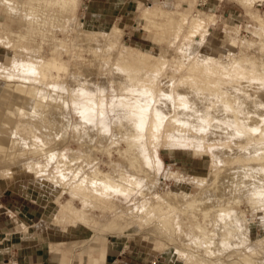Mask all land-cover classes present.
I'll list each match as a JSON object with an SVG mask.
<instances>
[{
    "label": "rangeland",
    "instance_id": "obj_1",
    "mask_svg": "<svg viewBox=\"0 0 264 264\" xmlns=\"http://www.w3.org/2000/svg\"><path fill=\"white\" fill-rule=\"evenodd\" d=\"M68 1L0 0V96L4 94L3 88L7 85V80L12 81V78H18L13 79L17 84V90L25 86V90H19V94L16 89L17 93L14 91L17 98L20 95L25 97L22 100H20L21 96L17 101L11 97L5 98L4 107H0V127L11 129V131H22L28 136L32 134L38 141L37 145H41L43 150L47 148V151L49 150L48 152L41 151V156L55 155L52 160L51 158L47 159L49 161L46 159L30 161V164H27L28 167L24 165V168L21 169L27 170L26 172L18 171L15 168L18 165L15 164L16 162L9 163L10 166L0 165V177L11 181L15 180L20 187L26 186L30 188L29 190L33 189L38 192L47 206L45 237L58 239L60 242L73 240L70 244H76L75 246H79L78 249L86 247V250L89 251V258H100L103 254V245L107 240L126 242L129 245L128 250L132 254H138L144 258H164L171 262L170 264H185L186 262L187 264H201L203 261V263L209 264H228L237 255H246L247 253L250 255V250L246 247L247 244L257 239L264 242V202L262 201L264 193L256 203L252 200L254 197L250 198L251 201L249 197H241L236 207L229 208L230 211L225 208L215 211L217 214L225 215L234 211L233 209L240 210L238 213L242 217V223L246 225L242 229L230 228L233 230V232L229 230L232 236L228 237L224 246H216L214 241H211L213 249L192 246L188 239L182 234H178L185 229L189 231L193 227V222L187 217L190 210L185 215L178 209L167 207L164 209H168L169 212L153 210V208L144 212V207L150 205L149 200H156L152 197L170 191L182 203L191 199L192 193H197L203 186L210 184L214 179V174L223 168L221 163L223 153L231 154L229 148L237 146L236 141H229L231 137L218 133L221 130H216L212 125L218 118H212L213 115L212 117L208 115L207 124L201 125L200 123L197 126L203 120L198 114L200 107H192L193 112L184 110L195 113V116L190 113L193 116H191L192 119L174 120L181 114L177 112L179 103L175 93L177 89L184 88L189 91L197 90L199 93L205 90L209 94L208 100L212 101L209 102L210 104L223 106L227 104L228 97L233 99L230 100L233 102H228L230 107H236L238 104L236 99L242 94L235 87H241L244 90L243 93L247 94L249 90L247 84L250 83V80L264 79V25H262L264 22V0H253L251 5L246 0H100L104 4L101 3L97 7H94V0H71L69 3ZM58 4L63 6H58ZM146 9L152 11L151 15L155 9L157 10L154 13L156 15L150 16L155 19L154 23L143 18ZM167 11L170 12L168 16H166ZM160 12L161 14H159ZM110 13L113 14L110 15ZM104 14L109 16H104ZM182 15H187L184 22L178 20ZM169 17L173 20L169 21ZM193 17H196L201 23L200 25L204 26L200 33L205 34H201V38L199 37L200 33L192 34L189 31L190 21ZM205 30L206 32H204ZM197 38H200L201 41L199 42ZM228 41H233L235 46L233 47ZM188 45L193 46H189V51ZM182 54L187 58L183 64ZM202 57L203 59H201ZM224 57H228L227 60ZM53 58L60 63L53 64ZM43 59L51 63L46 66V70H54L57 73L50 75L51 73L46 71L49 73L47 78H44L43 81L34 80L37 76L34 77L31 74L33 72L36 74L35 70L29 72L27 67L33 62H40ZM200 61H207V65L204 63L205 66L201 65L198 70L193 69L194 72L193 70L191 72V66L199 65ZM218 62H222L221 66ZM230 63L234 65L232 66ZM208 65L210 67L206 69ZM235 66L237 68L240 66L239 70L241 72L245 70L243 71L245 74L239 76L243 73L240 71H238L239 74H235L238 70L235 69ZM129 70H134L137 73L132 80L134 84H144L149 81L153 83L151 85L152 95L146 100L147 102L141 99L138 103H136L137 100L133 103L125 101L132 106V109L128 104H126L128 107L124 105L136 115H140L138 116L140 117L139 130L143 128L141 130L142 145L147 157L144 159L145 167L149 165L150 168H146L151 175L149 183H154L143 197L138 196L142 184L137 183L134 190L128 188L117 194L118 188H106L105 183L93 186L90 182L91 176H84L86 170L94 165L97 166V164L98 168L108 170V160L118 161L119 151H124L127 148V141L122 132L124 130L114 125L119 122L116 117L117 122H115L113 114L119 104L118 100H123L119 99V96H126L134 91L133 88H131L132 90L127 89L123 84V81L129 80L123 79V74ZM9 73L12 75H10L11 77ZM14 74L16 77H13ZM188 76L193 77L189 79ZM82 77L86 79L92 89L85 87L82 90V87L81 89L75 87L76 83L85 82L77 79ZM194 78L195 80H193ZM167 84L170 86L171 108L168 106L164 112H159L163 109L159 107L164 97L161 90H164ZM230 86L235 87L231 88ZM36 88L42 89V92H48L51 88L56 90L50 97H54V100L58 97L59 100H63L61 103L65 105V112L67 111L68 116L70 115V125L63 132L55 133L56 136L54 135L51 139L34 133L33 129L36 128V124L24 116L26 114H19L16 108L17 106L22 108L23 102L26 103L33 98V95L30 97L24 92L28 91L29 94ZM247 95L252 97L251 92ZM7 98H11L10 102ZM222 102L223 104H221ZM74 103L83 109L86 107V113L92 112L89 114L97 117V122L99 121L97 126L94 125L89 130L92 136L80 137L78 129L73 126L76 121V113L73 111L75 110L73 105H76ZM88 104L90 105L88 106ZM50 105L52 106L53 103ZM156 105L158 106L157 110ZM120 106L118 105V108H123ZM188 112L183 113L188 115ZM121 121L125 123L126 120L123 118ZM194 123L197 128L201 126L202 128H194ZM180 131L181 133H179ZM86 138L91 140L89 142H92L90 143L92 147L82 146V144H88L83 142ZM227 140L229 146H225V143H228ZM69 154L75 158L73 162L76 165L71 164V166L73 165L71 171L74 173L68 176L61 175L62 169H59V161L63 156H70ZM90 157H95L94 161L97 164L92 163ZM88 161H91L90 167L89 165L85 167L84 164ZM254 161L253 164H255ZM258 161L260 160H257V164H260L261 162ZM83 166L85 167L84 171H81ZM12 168L15 170L13 175L3 171L4 169L12 170ZM26 168L34 169L35 174ZM219 175L218 180L220 181L223 172ZM202 179L204 180L202 181ZM84 189L87 191L85 192ZM205 192L213 194L209 187H205ZM104 206H107L108 209L102 208ZM73 208L80 209V213L86 214V218H83L80 213L79 216H75ZM169 213L175 214L172 215L174 216L172 220L176 224V229L172 228L174 232L170 231L171 227L168 230V226L161 224L162 228L159 224V221L162 220H159L158 216ZM91 217L92 219H90ZM82 218L85 220L83 221ZM207 226L210 225L207 223ZM37 227H40V224ZM215 228L218 229V227ZM38 229L42 230L43 228ZM217 236L215 234L213 238L216 240ZM233 236L234 238H232ZM81 239L87 240L80 242ZM232 240L238 244L230 243ZM178 247L180 252L177 251ZM239 248H242L243 253ZM232 249L239 254H229L230 250V252H234ZM244 249L246 253H244ZM186 250L190 252L193 250V253L186 252L187 255H185ZM226 253L230 256L228 257ZM189 254H192L193 260ZM263 256L264 254H257L253 258L261 257L260 259H262ZM212 257H216V259L213 258L215 261L211 259ZM209 258L211 263L208 261Z\"/></svg>",
    "mask_w": 264,
    "mask_h": 264
},
{
    "label": "bare ground",
    "instance_id": "obj_2",
    "mask_svg": "<svg viewBox=\"0 0 264 264\" xmlns=\"http://www.w3.org/2000/svg\"><path fill=\"white\" fill-rule=\"evenodd\" d=\"M69 1H71V0H69ZM69 1H68V3H69ZM252 1L253 0H246V2H250V5H251ZM60 5L63 6L62 4H58V6H60ZM156 11L157 10L155 9V11H153L152 15ZM151 12L152 11H150V9H146L143 13V18L154 23L155 21H153V20H155V19H152V17H150V16H152ZM162 13H164V12H162ZM169 13L170 12H168V11H167V14L165 12L166 16H168ZM159 14H161V12ZM154 15H156V14H154ZM186 16L182 15L178 20L184 22L186 19ZM172 20L173 19L169 17V21H172ZM190 22H191L190 30L189 29L188 30L192 34H194V32L199 34L202 31L201 29H202L203 24L200 25L201 23H199V20L196 17H193ZM262 25H264V22L262 23ZM204 32H206V30ZM202 33H200L199 37L200 36L202 37V35L205 34V33L204 34H202ZM200 41L201 40H199V42ZM229 44H231L233 47L235 46L233 41L229 42ZM189 46L191 47L192 45H188V51H189ZM182 57H183V59H182V64H183L184 61L187 60V58L183 54H182ZM206 57H208V56L206 55ZM198 58H200V57H198ZM211 58H212V56H211ZM227 58L224 57V59H226V60H227ZM201 59H203V57ZM204 59L206 60L205 57H204ZM237 59H238V57H237ZM239 60H240V58H239ZM241 60H242V58H241ZM52 62H54L53 64H59L60 63L55 58L52 59ZM206 62L200 61L199 65H192L190 71L192 72L193 69L198 70L199 69L198 67L201 65L203 66L204 63H205V65H207ZM209 63H211V62H209ZM227 63L229 64V62H227ZM49 64H51V63H49L45 59H43L40 62L36 61V62L31 63L27 67V69L29 72H30V70H32V72L35 70L36 74H34V72L31 74V75H34V77L37 76L35 79L32 76L34 80L43 81L44 78H47L49 73H51L50 75H52L53 73H57V72H54V70H50V69L46 70V66H48ZM219 64H220L219 66H221L222 62H220ZM230 64L232 66L234 65L233 63H230ZM58 67H59V65H58ZM209 67H210V65L206 66V69H208ZM215 67H217V66H215ZM239 67L237 68V66H235V69H238V70H236L237 73H235V74H239V72H238V71H240ZM60 68H59V70H60ZM244 69H246V68H244ZM123 70L125 72V69H123ZM28 71L26 70V72H28ZM46 71H48L49 73ZM118 71H121V70H118ZM243 71H245V70H243ZM193 72H194V70H193ZM242 72L240 71V73H242ZM222 73L224 74V72H222ZM136 74L137 73L134 70H129L128 72L123 74V77H124L123 79H125V78L129 79L127 81H123V84H125L127 89L130 90L131 88H133L134 91H131L130 94H128L126 96H119V99H123L122 100L123 102L118 100L119 104L118 103L117 104L119 106L121 105L123 108H118V105H117L116 109L114 111V114H113L114 119L116 117L118 119V122H119L117 124L115 123L114 125L118 126L120 129L124 130L122 132H123L124 139L127 141V148L124 151L123 150L119 151V160L118 161H116V160L114 161L112 159L108 160L107 165L109 168L106 171L97 167L98 164L94 161V160H96L95 157L94 158L90 157L91 158L90 160L92 161V163H96L97 166L94 165L93 167L89 168V170H86V172L84 173L85 174L84 176H86V175L91 176L90 182H92L93 186L94 185L96 186L97 184L105 183L106 185L104 184V186H106V188H118V191H116L117 194L124 192L128 188H129V190H134L137 183L142 184L141 187L139 188L140 190L138 192L139 193L138 196L143 197L145 195V192H148L149 188L151 187V185H154V183L153 182L149 183L150 182L149 179H150L151 175L148 172L149 170L146 169L149 167V165H147L148 164L147 161H146L147 162L146 165L148 167H145V160L144 159H147V157L145 154L144 146L142 145V131L141 130L143 128H141V130H139V126H140L139 125V121H140L139 118L140 117H138V116H140V115H136L135 112H132L131 110H129V108H126V107L131 106L129 103H127L129 101H130V103L131 102L133 103V101L136 102V100H137L136 103H138V101L141 99V100H144L145 102H147L146 100L151 98V95H152L151 85L153 83H152V81H149V82L144 83V84H142V83L137 84V85L134 84L132 82V80L135 78ZM243 74H245V73L243 72L239 76H242ZM10 75L11 74L9 73V76ZM20 75L24 76L23 74H20ZM20 75H19V77H20ZM78 76H80V75H78ZM13 77H16V75ZM24 77H26V76H24ZM192 77L193 76L189 77V79ZM196 77H198V76H196ZM212 77H214V76H212ZM13 79L16 80L18 78H12V81H10V80H7L8 82L6 81L7 85H5V87L3 88L4 94L2 96H0V107H2V106L4 107V103L6 102L5 101L6 97H11L14 100L16 99V101L20 98V96H21L20 100H22L24 97L22 95L18 96L19 98L16 97L17 91L19 94V92H20L19 90H21V89L25 90V86H22L23 88L17 90L16 89V88H18L17 84H16V82L13 81ZM24 79L26 80V78H24ZM24 79H23V81H24ZM77 79L80 81H85V82L84 83H76V86H75L76 88L80 87V89H81V87H82L83 88L82 90H84L85 87L90 88L89 84L86 82L85 78L82 77L81 79H79V78H77ZM196 79H198V78H196ZM74 80H75V78H74ZM193 80H195V78ZM19 81H21V80H19ZM30 81H31V79L29 77V82ZM19 83H21V82H19ZM28 86H30V85L28 84ZM55 86H57V85H55ZM167 86H168V84H167ZM167 86H166V88L163 87V88H165L164 90H161L163 92V94L160 93L164 97L162 96L163 97L162 101L160 99L161 104L159 105V107H161V109L162 108L163 109L161 111L158 109L159 112H164V110H166V107H168V106L170 107V104H171L170 96H169L170 86H168V87ZM247 86H249V88H247V89H249L247 91V94H249V92H251L252 97H249L247 94L243 93L244 90H242L241 87L237 88L235 86H232V87H235L236 90L240 92V94H242V96H239L238 99H236L237 103H238V104H236L237 105L236 107H230L231 106L230 103L233 101H230L232 98L229 99L228 97H227L228 101L226 102L227 104H228V102H230L228 105L225 104L223 106H220V105L214 106L212 103L210 104L209 102L211 100L209 101L207 98L209 94L205 90L200 91L202 93H199V91H197V90L189 91L186 88L176 90L175 95L177 94L176 99L178 100L177 102L179 103V106H178L179 110H177V112H179L181 114L177 113V114H179V116L174 120L192 119L191 114L194 115L195 113H191L194 111L191 108L195 107V106H196V108L200 107V110L198 109L199 110L198 114H200L199 116H201L203 118V120L201 119L202 121H200L197 124L198 118H197V121H196V119H194L196 121L197 126L200 123H201V125L207 124L208 118H209L208 115L211 117L213 115L212 118H214V119L218 118L217 121H215V123L212 124L216 130L217 129L221 130L218 133L231 137V139H229V141H231V142L236 141V144H237V146L229 148L231 150L230 152H232L231 154L223 153V155H222L223 158L222 159L220 158L222 160L221 163L223 165V168H221L219 171H217V173L214 174L213 181L210 184H208L207 186H205V187H209L210 190L213 192V194L212 193H206L205 187L203 186V188L199 192L192 193V196L190 195L191 199L186 200L182 203V201L177 199L175 197V195L172 194L170 191V192L162 193V195H157L155 197H152V198L156 199V200L153 199L154 200L153 203H152L153 200L149 197L152 201L149 200L150 205L149 206L145 205V207H144V212L149 208L150 209L153 208V210L158 209V211H163L166 209V208L164 209V207H167L169 209L174 208V210L178 209L179 211L183 212V214H185V215L190 210V213L187 215V217H189L190 218L189 220H191V222H193V227L189 231L185 229L183 232L182 231L178 232V234H182V236H184L186 239H188V241H190V244H192V246H195V247L198 246V247H203V248L207 247L209 249H213V243H211V241H214V245H216V246L217 245L219 247H221L220 245L224 246L226 244L225 242L227 241L228 237L232 236V234L229 232L230 228L242 229L243 227L245 228L246 224L244 225V223H242L243 222L242 217L238 213L240 210L233 209L234 211L228 212L225 215L224 214H217V212H215V211H218L219 209L221 211V209L223 210V208L228 210L229 208H231V209L234 208V206L236 207L238 205V201L240 200L239 198H241V197H246V198L249 197V199L251 197H254V198H252V200H253V202L256 203L264 193V79H262V80L256 79L253 81L250 80V83L247 84ZM90 89H92V87ZM114 90H116V89H114ZM14 91H16V93ZM53 91H56V90H53L51 88L48 90V92H42V89L36 88V89H33L31 92L29 91L30 92L29 94H28V91H27V93L23 91L24 94H27L30 97H31V95H33L32 96L33 98L30 101H26V103H24L22 101L23 102L22 105L24 106V107L22 106V108L20 106L16 105L17 106L16 108L19 111V114L20 113L26 114L24 116H27L28 119L32 120L33 123L36 124V128L33 129L34 133H37L39 135H44V137L46 136V138H50V139L53 138L54 135L56 136L55 133L60 132V131L63 132V130L66 129L68 125H70V123H69L70 115L68 116L67 111L65 112V105H63L61 103V101H63V100H59L58 99L59 97H58L57 98L59 100V102H58L57 99L54 100V97L53 98L50 97V95L54 94ZM212 97H214V96H212ZM11 98H9V99H11ZM9 99H8V101H9ZM214 99H215V97H214ZM28 100H29V98H28ZM125 101H127V102H125ZM9 102H7V104H9ZM87 102H89V101H87ZM121 102H122V104H121ZM124 102H125V104H124ZM158 102H159V100H158ZM223 102H225V101H223ZM223 102L221 104H223ZM14 103H15V101H14ZM52 103H53V105L51 106L50 104H52ZM76 103L78 104V102H76ZM76 103H74V104H76ZM13 104H10V105H13ZM77 104L75 106L73 105V107H75V110H76V112H75V110H73L74 113H76L75 114L76 115V121L74 122L73 126H75L78 129L80 137H82L84 135L85 136L88 135L87 137H90L89 135H91V133L89 130L94 125L97 126L99 121L97 122V117H95L93 114H91V115L89 114L92 112H87V113L85 112L86 107L83 109L82 107L77 106ZM126 104H128V106ZM218 104H220V103L218 102ZM18 105H21V104L18 103ZM89 105L90 104H88V106ZM124 105H126V107ZM88 108L90 109L91 107H88ZM157 108H158V106L156 107V110H157ZM131 109H132V106H131ZM185 109H187L188 111H191L190 112L191 114L187 110L184 111ZM144 111H145V109H144ZM182 111L185 113L188 112V115H185ZM136 112H137V110H136ZM166 112H168V111H166ZM166 112H165V114H166ZM195 112H197V111H195ZM89 116H90V118H89ZM123 118H124V120H126L125 123H123V121H121V119H123ZM191 121H193V120H191ZM115 122H117V120ZM176 122L179 123V121H176ZM190 123L193 124V122H190ZM231 123L234 125H232ZM194 125H195V123H194ZM212 125L210 124V126H212ZM214 127H212V128H214ZM194 128L200 129V128H202V126L197 128L195 125ZM24 131H26V130H24ZM179 133H181V131ZM120 136H122V134H120ZM39 138H40V136H39ZM43 139H45V138H43ZM50 139H48V140H50ZM89 141H91V140H89V139L87 140V138H86L85 140H83V142L88 143V144L86 145V144H82L80 142V145L82 144L83 147H85V146L86 147H88V146L92 147V145L90 144L92 142H89ZM229 141L227 140L228 143H225L226 144L225 146H229L228 145ZM37 144H38V141H37L36 137L33 136L32 134H31V136L30 135L28 136L27 134H24L22 131L21 132H17L16 130L11 131V129L8 130L7 128H1L0 127V165L10 166V165H8L9 163H11V162L15 163L16 162L15 164H18V165L15 166V168H17L18 171L26 172L27 170L25 171V170H21V169L24 168V165L26 166L28 163L30 164V161L33 162V161H40V160H44V159L47 160L50 158L52 160L54 158L55 155L46 156L45 155L46 153L44 154L45 157L43 155L41 156V151H44L45 149L43 150L41 145H37ZM90 147H89V149H91ZM47 149L45 151H47ZM90 154H92V153H90ZM69 155L70 156H63L61 158V160L59 161V163H60L59 169H62V171L60 170L62 172L61 175L68 176L71 174L73 175V173H74V171H71L72 166H73V165L71 166V164H75L73 162L75 158L73 157V155H71V154H69ZM257 160H260L258 162H261V163L257 164ZM47 161H49V160H47ZM82 161H83V159H82ZM143 161H144V164H143ZM253 161L255 164H253ZM90 162L89 161L85 162L84 166L87 167L90 164ZM219 162H220V160H219ZM69 166H71V167L68 168ZM84 166L81 167V171L82 170L84 171V168H85ZM27 167H28V165H27ZM89 167H90V165H89ZM26 169H28V168H26ZM33 170L28 169L29 172L33 171ZM3 171H5L7 174H11V175H13L15 172L14 168H12V170L11 169H8V170L4 169ZM42 171L43 170L41 169V172ZM150 171H151V169H150ZM222 172H223L222 180L219 181L218 180V178L220 176L219 174H221ZM34 174H35V172H34ZM75 175L77 176V174H75ZM203 180L204 179H202V181ZM82 182H84V181H82ZM205 182H207V181L205 180ZM75 185L77 186V184H75ZM80 187H81V185H80ZM76 188H78V187H76ZM86 191L87 190H85V192ZM73 193H75V192H73ZM82 201H84V200H82ZM250 201H251V199H250ZM262 201L264 202L263 199H262ZM263 202H262V204H263ZM67 203H66V205H68ZM255 203H253V204H255ZM146 204H148V203H146ZM66 205H65V207H66ZM102 208L108 209L107 206H104ZM66 209H68V208H66ZM74 210H75V212H74L75 216L81 212L80 209L79 210L74 209ZM139 210H141V209H139ZM165 211L169 212L168 209ZM179 211H178V214L180 213ZM229 211H230V209H229ZM71 213H72V211H71ZM80 214H82V213H80ZM83 214H82V217L86 218V216H85L86 214H84V215ZM164 214H165V212H164ZM178 214H177V216H178ZM92 215L93 214H91V216ZM172 215H175V214L169 213L168 215L166 214V215L158 216V217H160L159 220L163 221V223H160L162 221H159V224L160 225L163 224L165 226H168L167 227L168 230L170 227H171V229L173 228L175 230L176 224H174L175 222L172 220V219H174V216H172ZM88 216H87V218H88ZM92 217L90 219H92ZM244 218H245V216H244ZM84 220L85 219H83V221ZM244 220L246 221V219H244ZM207 223L210 225L209 227L207 226ZM81 224H83V223H81ZM190 225H192V224H190ZM215 227H218V229ZM162 228H163V226H162ZM173 229L170 231H173ZM178 230H180V229H178ZM163 231H165V230H163ZM230 231L233 232V230H230ZM215 234L218 235L217 236L218 239H216V240L213 238ZM243 234H244V232H243ZM174 235H176V234H174ZM236 235H238L237 232H236ZM248 235H249V233H248ZM232 238H234V236ZM248 238L250 240V237H248ZM170 240H172V239H170ZM233 240L230 243L236 244L237 242L235 241L236 243H234ZM207 244L209 245V247ZM247 245H249V246H247ZM247 245H246V247L249 248L250 255H247L248 254L247 253L246 255H239L238 256L237 254H239V252L238 253L235 252L234 251L235 248H234V249H232V251H234V252H230L231 251L230 250L229 254L235 253L237 256L234 258V260H232V262H230L231 261L230 260L228 262V264H264V256L262 257V259H260L261 257L260 258H258V257L253 258V256H255L257 254H259V255L264 254V242H262L261 239H257V240H254ZM230 247H232V246H230ZM179 250L180 249L178 247L177 251L180 252ZM225 250H227V249H225ZM240 250H238V251H240ZM244 251H245V249H244ZM186 252H190V251L186 250L185 255H187ZM241 252H242V250H241ZM227 253H226V255H228V257H229L230 255ZM244 253H246V251ZM189 255L191 256L192 254H189ZM203 256H202V259H203ZM198 257H200V256H198ZM192 258L193 257L191 256V259ZM213 258L216 259V257H212L211 259L214 260ZM217 259H218V257H217ZM220 260L222 261L221 258H220ZM208 261L211 263L210 258ZM216 262H217V260H216ZM222 262L224 263V261H222ZM185 264H187V262ZM188 264H192V263H188ZM195 264H197V263H195ZM203 264H209V263H203Z\"/></svg>",
    "mask_w": 264,
    "mask_h": 264
},
{
    "label": "crops",
    "instance_id": "obj_3",
    "mask_svg": "<svg viewBox=\"0 0 264 264\" xmlns=\"http://www.w3.org/2000/svg\"><path fill=\"white\" fill-rule=\"evenodd\" d=\"M93 3L94 7L104 4L100 0H94ZM29 189L26 186L20 187L15 180L0 177V264L171 263L164 258L134 255L128 250L126 242L111 240L104 243L100 258H89L86 247L78 249L76 244H70L73 240L60 242L45 237L47 206L38 192ZM39 224L40 227H37ZM86 240L81 239L80 242Z\"/></svg>",
    "mask_w": 264,
    "mask_h": 264
}]
</instances>
